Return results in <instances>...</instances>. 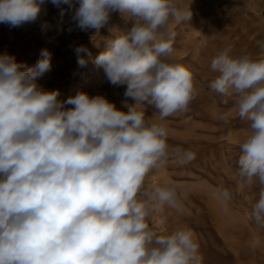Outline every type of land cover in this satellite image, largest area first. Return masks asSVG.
<instances>
[{
	"label": "clouds",
	"instance_id": "clouds-1",
	"mask_svg": "<svg viewBox=\"0 0 264 264\" xmlns=\"http://www.w3.org/2000/svg\"><path fill=\"white\" fill-rule=\"evenodd\" d=\"M45 0H0V23L34 22ZM59 9L45 20L48 42L74 30L100 32L115 12L126 14V31L109 29L105 50L93 57L74 48L78 68L92 63L112 85H126L122 111L105 95L79 90L61 100L39 80L52 70L42 48L34 66L0 54V264H203L190 228L161 234L148 223L165 206L178 209L184 193L175 185H148L153 170L170 159L182 164L196 153L167 143L159 121L188 111L196 96L192 72L172 62L176 23L192 20L178 0H50ZM67 17V19H65ZM226 48L210 64L218 76L209 88L234 100L249 122L239 144L238 175L258 180L251 216L264 228V58L233 56ZM131 98L133 103L128 102ZM70 106V107H69ZM156 111L146 116V107ZM221 203L229 189L216 188Z\"/></svg>",
	"mask_w": 264,
	"mask_h": 264
},
{
	"label": "rangeland",
	"instance_id": "rangeland-1",
	"mask_svg": "<svg viewBox=\"0 0 264 264\" xmlns=\"http://www.w3.org/2000/svg\"><path fill=\"white\" fill-rule=\"evenodd\" d=\"M178 5H190L193 15L190 23L171 21L176 32L171 59L192 72L196 96L187 112L165 121H159L157 115L155 121L166 126L171 147L190 149L196 158L186 164L170 159L149 174L146 184L175 185L184 197L178 209L165 206L155 211L148 223L166 235L178 228H190L203 264H264V228L251 216L260 185L258 180L243 182L236 166L239 144L248 135L249 122L239 118L234 100L225 103L224 97L209 88L218 76L210 68L211 60L224 49L230 48L233 56L264 58V0H178ZM58 12L50 0H45L34 22L15 28L0 23V54L13 55L17 62L31 67L40 50L47 47L52 52V70L39 80L45 90H59L61 100L79 90L102 94L126 111L122 105L126 85H112L103 70L92 63L78 68L74 48L85 45L95 57L105 50V38H112L110 28L116 35V30L129 29L132 21L126 14L115 12L100 32L77 29L69 33L65 26V31L49 43L53 33L42 34L40 24L45 20L55 24ZM128 102L134 101L128 98ZM155 111L147 106L146 116H153ZM218 186L231 192L226 206L218 197Z\"/></svg>",
	"mask_w": 264,
	"mask_h": 264
},
{
	"label": "bare ground",
	"instance_id": "bare-ground-1",
	"mask_svg": "<svg viewBox=\"0 0 264 264\" xmlns=\"http://www.w3.org/2000/svg\"><path fill=\"white\" fill-rule=\"evenodd\" d=\"M88 81H90V80H88Z\"/></svg>",
	"mask_w": 264,
	"mask_h": 264
}]
</instances>
